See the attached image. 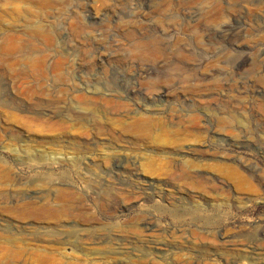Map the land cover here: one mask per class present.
I'll list each match as a JSON object with an SVG mask.
<instances>
[{"label": "rangeland", "instance_id": "rangeland-1", "mask_svg": "<svg viewBox=\"0 0 264 264\" xmlns=\"http://www.w3.org/2000/svg\"><path fill=\"white\" fill-rule=\"evenodd\" d=\"M144 115L165 126L121 132ZM182 160L211 181L179 184ZM0 161L73 179L114 239L75 248L0 198V264H264V0H0ZM84 170L132 186L84 187ZM26 184L0 193L43 189Z\"/></svg>", "mask_w": 264, "mask_h": 264}, {"label": "bare ground", "instance_id": "bare-ground-1", "mask_svg": "<svg viewBox=\"0 0 264 264\" xmlns=\"http://www.w3.org/2000/svg\"><path fill=\"white\" fill-rule=\"evenodd\" d=\"M139 48L140 49L138 51V54L141 56H148L150 52H152H149L150 48L148 45L147 48L143 45ZM161 92L163 91L161 90ZM82 101H87L86 97ZM121 108H123L122 103H115L116 110H119ZM79 110L80 111L77 112L76 117V120L78 121L82 117H84L83 111L85 109L81 108ZM137 113V111H134L131 114ZM131 114L128 113L127 115ZM197 120V117L196 119L195 117H190L187 121L191 122L192 124H197ZM119 125L120 130L123 133H133L145 138H151L152 130L158 127H164L165 121L153 116H132L131 121L121 122ZM94 129L100 132H104V130L106 129L109 134H113L108 128L102 125H95ZM82 136L85 135L82 134ZM68 143L72 145V149L77 150L75 142ZM180 162L181 163L177 164H174L173 162L172 164L174 166V169L182 173L179 176V184L183 186H190L193 188H202V186L207 184L208 181H211V179L206 178L200 171H198L199 166L197 164L186 160H182ZM169 164L171 163L169 162ZM81 173L83 176L80 177V179L84 182V187L89 188L91 186L95 187L97 185H100L105 186L107 190L115 191L116 193L117 191H119L122 185L125 187L132 186V178L130 177V175H125L123 180H120V177L122 176H120L118 172L113 170L99 173H91L89 170H84ZM50 179L51 177L49 176H43L42 178H37V180L30 181L27 184L22 183L21 177L13 175L12 171L8 167H6L4 162L0 161V190H2L4 187H14V185L24 184L29 187L43 188L40 189V191L34 192L32 194L21 193L18 195V193H16V196L13 197V202H10L12 196L8 197L6 194L0 193L1 200H4V202L6 203V205L2 208V212L18 221L43 222L50 223L55 227H62L64 229L63 233H67L66 237H64L65 240L68 238H75L74 242L71 244V246L73 247L75 245V248H80L87 241L97 244L100 243L110 245L112 243V240L114 239L109 237L106 241L105 238H103V236L108 235V228L105 224L102 226V223L99 222L92 214L90 209H88L86 204V195L80 188L75 185V181L69 178H60L58 180L55 179L57 181H50ZM104 202V196L98 200V205H100V208L106 207ZM108 210H110V208H108ZM74 218H79L83 224L90 225L92 227L80 229L77 228L75 224L70 226L65 225L67 222L71 221ZM98 230L99 232H106V235L100 234L96 236V232H98ZM51 234L53 235L56 233L52 231ZM57 243L60 242L57 241ZM64 243L66 244V242ZM231 248L227 253L223 252L222 254L225 255L226 258L235 259L237 257V254L233 253L234 249Z\"/></svg>", "mask_w": 264, "mask_h": 264}]
</instances>
